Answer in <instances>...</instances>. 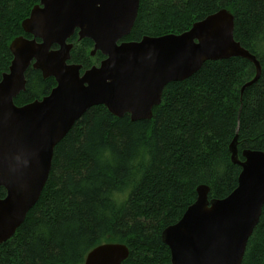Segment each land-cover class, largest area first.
Masks as SVG:
<instances>
[{"label": "trees", "instance_id": "1", "mask_svg": "<svg viewBox=\"0 0 264 264\" xmlns=\"http://www.w3.org/2000/svg\"><path fill=\"white\" fill-rule=\"evenodd\" d=\"M38 3L0 0V79L12 61V40L31 38L21 23ZM220 9L234 17V40L258 60V81L241 91L255 75L250 62L209 61L190 78L167 84L150 120L88 109L55 146L38 202L0 244V264H83L97 246L117 243L129 252L122 264H170L161 233L194 203L196 188L207 186L209 200L235 190L241 169L231 162V142L236 138L240 160L244 150L264 152V0H139L122 41L179 35ZM68 43L70 63L81 65V73L104 59L91 56L90 40L78 42L75 34ZM25 80L17 107L56 86L31 68ZM241 264H264V204Z\"/></svg>", "mask_w": 264, "mask_h": 264}, {"label": "water", "instance_id": "2", "mask_svg": "<svg viewBox=\"0 0 264 264\" xmlns=\"http://www.w3.org/2000/svg\"><path fill=\"white\" fill-rule=\"evenodd\" d=\"M139 0H39L9 45L12 56L0 79V244L10 240L38 202L48 180L55 146L84 113L103 106L114 117L129 115L132 122L150 120L161 103L165 86L182 82L205 62L242 58L255 75L261 67L254 55L234 40V17L220 9L179 35H130ZM78 41L93 43L91 56L103 57L99 66L80 74L69 64ZM56 46L57 49H51ZM31 68L56 86L41 100L17 107ZM232 164L241 171L237 187L226 198L209 200V188H196V199L175 224L161 234L170 264H241L247 242L264 204V152L244 150L239 159L236 138L229 146ZM122 244H103L91 250L83 264H122L128 258Z\"/></svg>", "mask_w": 264, "mask_h": 264}, {"label": "flooded vegetation", "instance_id": "3", "mask_svg": "<svg viewBox=\"0 0 264 264\" xmlns=\"http://www.w3.org/2000/svg\"><path fill=\"white\" fill-rule=\"evenodd\" d=\"M75 34H76V37H77V32H75L74 35H75ZM74 35H73V36H74ZM73 36H72V37H73ZM72 37H71V38H72ZM71 38H70V39H71ZM70 39H69V40H70ZM69 40H68V41H69ZM77 40H78V38H77ZM68 41H67V43H68ZM55 47H56V46H55ZM51 49H57V47L54 48V46H53ZM68 63L71 64L70 61H69ZM76 65H77V64H76ZM80 74H83V73H81V71H80Z\"/></svg>", "mask_w": 264, "mask_h": 264}, {"label": "bare ground", "instance_id": "4", "mask_svg": "<svg viewBox=\"0 0 264 264\" xmlns=\"http://www.w3.org/2000/svg\"><path fill=\"white\" fill-rule=\"evenodd\" d=\"M96 66H97V65H96ZM237 151H238V150H237ZM242 152H243V151H242ZM33 207H34V206H33ZM33 207H32V208H33ZM165 229H166V228H165ZM165 229H164V230H165ZM164 230H163V231H164ZM163 231H162V232H163ZM161 234H162V233H161ZM117 244H118V243H117ZM122 245H123V244H122ZM124 246H125V245H124ZM126 248H127V247H126ZM127 249H128V248H127ZM86 256H87V255H86Z\"/></svg>", "mask_w": 264, "mask_h": 264}]
</instances>
